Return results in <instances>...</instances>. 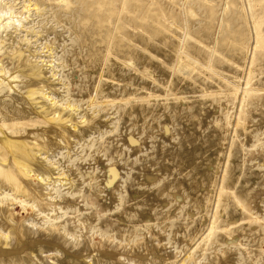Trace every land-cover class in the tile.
<instances>
[{
	"label": "rangeland",
	"instance_id": "rangeland-1",
	"mask_svg": "<svg viewBox=\"0 0 264 264\" xmlns=\"http://www.w3.org/2000/svg\"><path fill=\"white\" fill-rule=\"evenodd\" d=\"M0 6V264H264V0Z\"/></svg>",
	"mask_w": 264,
	"mask_h": 264
},
{
	"label": "bare ground",
	"instance_id": "bare-ground-1",
	"mask_svg": "<svg viewBox=\"0 0 264 264\" xmlns=\"http://www.w3.org/2000/svg\"><path fill=\"white\" fill-rule=\"evenodd\" d=\"M14 19H16V18H13V9L12 8H6V9H4L3 7H1L0 6V31H1V28L2 27H5V26H11L12 25V23H11V21H13ZM3 20H5V23L3 22ZM181 20V19H180ZM16 22L17 23H21V21L19 20V19H16ZM108 47V46H107ZM22 65V64H21ZM23 66V65H22ZM21 67V66H20ZM19 67V68H20ZM30 69V68H29ZM24 70H26L25 68H24ZM22 71V70H21ZM29 71V70H28ZM27 71V72H28ZM0 72H1V70H0ZM24 72V71H23ZM18 76H19V74H16V75H13L12 76V80H11V82L12 81H16L17 80V78H18ZM8 80V79H7ZM3 81V80H2ZM8 81H10V80H8ZM2 83V82H1ZM4 84H6V88H7V83H4ZM12 84V83H11ZM11 84H8V89L10 88H12V86L13 85H11ZM0 86H1V84H0ZM4 86V85H3ZM3 86H2V88H3ZM17 86V85H16ZM1 88V87H0ZM7 89V90H8ZM5 90V89H4ZM2 93H3V90L1 91ZM1 93V94H2ZM8 93H11V92H9L8 91ZM10 95V94H9ZM264 95V94H263ZM7 96V95H6ZM9 99H10V97H8ZM7 98V99H8ZM240 121V120H239ZM3 136H6V137H9V135H3ZM3 136L0 134V155H2L1 157H0V183L2 182V183H8V182H11L13 179H14V177H13V179H10V173H8V171H6L5 169H4V165H2V164H4V157H5V159H6V161H8V163L10 164V165H16V162H17V157L16 156H18L15 152H16V146L14 145V146H12V144H14V143H12V142H9V146H7L3 141ZM13 141V140H12ZM16 154V155H15ZM1 185V184H0ZM7 197V196H6ZM7 199V198H6ZM8 200H10L9 202H11V201H13V200H15V197H9V199ZM9 221H11V222H9L8 224H7V229H9V232L11 231V232H14V230H15V227L16 226H14V224H13V222H12V220H14V217L12 216V214L10 213L9 214Z\"/></svg>",
	"mask_w": 264,
	"mask_h": 264
}]
</instances>
